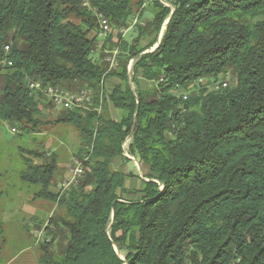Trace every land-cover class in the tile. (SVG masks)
<instances>
[{"label": "trees", "instance_id": "16d2710c", "mask_svg": "<svg viewBox=\"0 0 264 264\" xmlns=\"http://www.w3.org/2000/svg\"><path fill=\"white\" fill-rule=\"evenodd\" d=\"M165 2L0 0V122L46 131L44 94L29 81L93 90V110L64 111L54 122L82 136L78 185L52 191L60 160L35 163L46 160L45 141L23 154L21 182L63 213L49 221L54 238L40 243V264H264V0ZM97 13L120 30L104 45L120 51L112 72L110 54H95ZM109 78L121 81L106 96L127 112L120 121L98 111ZM134 125L128 154L150 180L141 191L125 189L129 175L115 168L129 160Z\"/></svg>", "mask_w": 264, "mask_h": 264}, {"label": "rangeland", "instance_id": "374dc122", "mask_svg": "<svg viewBox=\"0 0 264 264\" xmlns=\"http://www.w3.org/2000/svg\"><path fill=\"white\" fill-rule=\"evenodd\" d=\"M151 17L152 11L151 8H148L144 18L151 19ZM111 26L112 33L110 37L118 39V37L120 36V30H118L112 24ZM163 29H165V27ZM132 33L133 30H131L127 34L125 40H129L132 36ZM92 34L96 35V31H94ZM147 43L148 40L144 44ZM99 45L100 41L99 39H97L95 45V54L100 58L107 57L110 51H113L117 48V44H115L114 42H112L111 46H107V48L105 49H101ZM155 48L156 45L152 49ZM152 49L150 50V52L153 51ZM130 68V74L132 75L131 63L129 66V70ZM231 78H233L232 73L229 74L227 81H230ZM87 89L91 88L87 87ZM132 89L136 90V85L133 83ZM104 91L105 93L102 94V105L105 102V106L104 108L103 106L99 108V113L103 114V116L108 119L120 121L124 116L127 115V112L123 110H117L112 106L114 112L111 115L109 111V102L106 101V96H108L110 93L109 91L107 93L105 89ZM42 102L43 113L40 119L43 123H47L45 132L27 134L21 131V129H19L12 123L0 122V264H40L39 260L42 252L39 247L40 242H38L35 232L43 229L47 224H50L49 221L54 214L55 216L63 214L61 210L57 209V205L55 203L45 200H42L44 201V203H47L46 205L43 204V216H45L44 219L38 218L37 220H32L30 216L22 214L18 215V217L17 215L16 217H12L13 214H6L5 218V216L1 212L2 209L5 210L12 207L9 204V200L14 198V195H16L17 193L20 194V197L29 200L32 199L33 201V196L35 197V194L40 190V187L24 184L20 180V174L22 170L25 169L23 154L26 157H31V155L29 154L30 151L42 150L41 146L38 143L34 142V139L38 140V142L45 141L44 143L46 144V141L52 137L56 139L58 136H66L64 138V146L60 147L59 143H55L50 150H46L44 144L42 153L45 152L46 160L35 158V163L41 164L45 162H51L53 156L56 155V158L58 160L66 164L64 168V175L60 176L61 174L59 173V171H57V175L53 181L54 191H52L54 193L61 192V185L68 177L69 170L75 167L77 161H82L79 154L82 143V136L80 132H78V130H76L73 126L57 125L56 123H54L59 117H61L64 111L56 110L52 105H50L45 96L43 97ZM87 110L91 111L93 109L90 106L87 108ZM13 128H16L18 130L17 134L12 133ZM129 143L130 141L128 142L127 140L125 144V151L127 154L125 156H130L128 154ZM56 149H58V151L54 152V150ZM22 150L24 151L21 152ZM126 163L135 177H137L128 180L126 185H132L134 187L141 185L142 181L138 178L141 176L140 170L135 168L134 163L130 164L129 161H127ZM28 186L30 187L26 188ZM28 226L30 231L28 229ZM63 243L64 240L62 234L60 233L55 241L51 244L50 250L54 253H57L58 251H60Z\"/></svg>", "mask_w": 264, "mask_h": 264}, {"label": "built area", "instance_id": "2783aa9c", "mask_svg": "<svg viewBox=\"0 0 264 264\" xmlns=\"http://www.w3.org/2000/svg\"><path fill=\"white\" fill-rule=\"evenodd\" d=\"M159 1L163 3L164 5L168 6L165 0H159ZM84 6H88V3L86 2ZM97 19L99 23V29L96 32V35L100 41L99 47L101 49H104V44L112 33V27H111L109 20L102 13H97ZM143 25H145V23H143ZM130 30L132 29L121 31L123 38L127 36ZM162 35H163V32L160 35L159 43L161 42ZM158 44L156 45V47L158 46ZM5 49L8 52L10 50V47L7 46L5 47ZM147 52H150V51H147ZM119 53L120 51L118 47L109 53L110 55L106 59V62L109 64V72L117 70ZM2 63L5 65L8 64L9 66H12V62L3 61ZM129 71L131 72V68ZM225 84L227 83H223L222 85H225ZM29 88L33 93L44 94V96L47 98L49 103L54 108L58 110H62V111L87 109L93 103V91L87 88L81 89L77 92L67 91L60 87H53V86H50L44 89L40 83L32 82V81H29ZM218 89H220V85L216 86V90ZM187 99H188V96L184 95V100H187ZM12 133L17 134L18 130L16 128H13ZM129 141L130 140L128 139V142ZM125 144H124V151H125V146H126ZM126 154L127 153L125 151V155ZM85 171L86 170L84 166V161H77L75 167L69 170L68 177L66 178L64 183L61 185V192H65L68 189H70L72 186L78 185L80 181L83 179L85 175ZM49 226L50 224H47L43 229L35 232L38 242L40 243L43 241L51 242L53 240L54 235L53 234L49 235L46 230V228ZM52 230L55 231L56 229L53 227Z\"/></svg>", "mask_w": 264, "mask_h": 264}, {"label": "crops", "instance_id": "0c3cea01", "mask_svg": "<svg viewBox=\"0 0 264 264\" xmlns=\"http://www.w3.org/2000/svg\"><path fill=\"white\" fill-rule=\"evenodd\" d=\"M131 65L133 67L134 61L131 63ZM140 83H141V86H142L143 89L144 88H148V87H152V83H148V82H145V81H141ZM119 84H121V81L119 79H117V78H109V79H107L105 81L104 89L108 93V91L111 92L110 90L114 89V87L118 86ZM136 89H137V86H136ZM134 91H135V89H134ZM56 110H58V109H56ZM58 111H62V110H58ZM109 111H110V114L111 115L114 112V109L112 108V105L111 104H109ZM65 137H63V135H62V136H58L56 139H54L53 137L50 138V139H48L46 141V144H45L46 150H50L55 143H59L60 144V147L61 146H64V138ZM57 151H58V149L54 150V152H57ZM128 159H129L128 161L130 162V164L131 163H134L135 168L140 170L141 176L138 177V178H139V180L142 181V184L141 185L136 186V187H134L132 185L131 186H127L126 185V183H127L128 180H130V179H132V178L135 177V175L132 173V171L130 170V168L128 167V165H126L127 164L126 163L127 161H125L123 159L117 160V162L115 163V168L117 170H119V171H122L126 175H129L125 179V189H127L128 191H141L144 188V182H146V180H148V179L145 178V175L147 174V168L145 166L141 165L133 157L132 158H128ZM36 164H38V163H36ZM139 164L141 166V169H140ZM65 166H66V164L63 163L62 161H60L58 163V171L61 174L60 176L64 175V168H65ZM135 178H137V177H135ZM29 187L30 186H28L26 188H29ZM19 188H20V186H19ZM52 190L54 191V188H52ZM129 197L130 198H133V199L134 198H137L138 199L141 196L140 195H130ZM33 199L34 200L32 201V199L29 200V199L22 198V197H20V194L17 193L16 195H14V198H12V199L9 200V202H10L9 204L12 207L9 208V209H5V210L2 209L1 212L5 216V218H6V214H9V215H12L13 214L12 217H14V216L16 217V215L18 217V215H21L22 214V215H28V216H30V218L32 220H37L38 218L44 219L45 216H43V212H44V208H43L44 205L43 204L46 205L47 203H44V201H42V200H36L34 196H33Z\"/></svg>", "mask_w": 264, "mask_h": 264}, {"label": "water", "instance_id": "95a60500", "mask_svg": "<svg viewBox=\"0 0 264 264\" xmlns=\"http://www.w3.org/2000/svg\"><path fill=\"white\" fill-rule=\"evenodd\" d=\"M169 22V21H168ZM168 22H166L165 23V27H166V25L168 24ZM160 44V43H159ZM159 44H158V46H159ZM158 46L153 50V51H155L157 48H158ZM153 51H151V52H153ZM137 116V115H136ZM134 129H135V125H134V127H133V132H132V134H131V136L129 137V140H131V138H132V136H133V133H134ZM126 157H128V158H132V157H130V156H126ZM139 166H140V164H139ZM140 169H141V166H140ZM146 182H150V180H146ZM116 251H117V253L119 254V251L116 249Z\"/></svg>", "mask_w": 264, "mask_h": 264}, {"label": "bare ground", "instance_id": "6f19581e", "mask_svg": "<svg viewBox=\"0 0 264 264\" xmlns=\"http://www.w3.org/2000/svg\"><path fill=\"white\" fill-rule=\"evenodd\" d=\"M224 87H226L227 86V84H225V85H223Z\"/></svg>", "mask_w": 264, "mask_h": 264}]
</instances>
